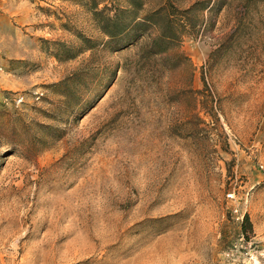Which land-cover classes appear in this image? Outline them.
<instances>
[{"label":"rangeland","instance_id":"1","mask_svg":"<svg viewBox=\"0 0 264 264\" xmlns=\"http://www.w3.org/2000/svg\"><path fill=\"white\" fill-rule=\"evenodd\" d=\"M193 1L0 0V264H264V0Z\"/></svg>","mask_w":264,"mask_h":264},{"label":"trees","instance_id":"2","mask_svg":"<svg viewBox=\"0 0 264 264\" xmlns=\"http://www.w3.org/2000/svg\"><path fill=\"white\" fill-rule=\"evenodd\" d=\"M91 6L103 0H88ZM110 8L112 9L111 14L101 15V10L92 9L94 18L98 21L104 20L105 22L115 20V18L122 16L123 14L128 15V22L140 23L142 21H148L149 23L161 25L159 19L164 17V11L167 6L171 4L173 0H109ZM197 1H193L191 5H194ZM148 6V7H146ZM95 7V6H94ZM108 8L105 4L102 6ZM169 7V6H168ZM189 9V7H187ZM142 14H139V13ZM160 27V26H159ZM160 33L162 34V28L160 27ZM246 215L244 220H246Z\"/></svg>","mask_w":264,"mask_h":264},{"label":"built area","instance_id":"3","mask_svg":"<svg viewBox=\"0 0 264 264\" xmlns=\"http://www.w3.org/2000/svg\"><path fill=\"white\" fill-rule=\"evenodd\" d=\"M232 210H233V212H235L236 211V208H233Z\"/></svg>","mask_w":264,"mask_h":264}]
</instances>
